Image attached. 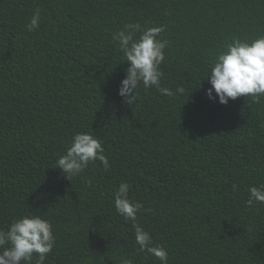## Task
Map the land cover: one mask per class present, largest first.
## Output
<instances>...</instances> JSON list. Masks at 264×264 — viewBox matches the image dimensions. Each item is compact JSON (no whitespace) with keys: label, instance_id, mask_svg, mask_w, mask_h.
<instances>
[{"label":"trees","instance_id":"16d2710c","mask_svg":"<svg viewBox=\"0 0 264 264\" xmlns=\"http://www.w3.org/2000/svg\"><path fill=\"white\" fill-rule=\"evenodd\" d=\"M128 24L163 26L172 96L143 84L131 104L118 95L129 65L113 34ZM262 35L264 0H0V230L49 220L44 264H161L115 210L126 182L167 264H264V203L247 204L264 185V96L205 94L216 53ZM77 132L102 142L110 167L69 180L56 161Z\"/></svg>","mask_w":264,"mask_h":264},{"label":"clouds","instance_id":"9594fccd","mask_svg":"<svg viewBox=\"0 0 264 264\" xmlns=\"http://www.w3.org/2000/svg\"><path fill=\"white\" fill-rule=\"evenodd\" d=\"M39 21L40 12L37 9L27 30L37 28ZM163 30V26H151L141 31L139 24H128L113 34V39L119 42V48L129 65L118 87V95L129 104L141 84L145 88L155 86L163 95H173L171 89L160 87L163 75L160 65L164 60V49L168 46L167 40L158 38ZM137 31L140 32L138 38L134 35ZM205 76L211 85L205 90L209 100L227 104L229 98L251 96L258 99L264 96V35L251 41L234 36L231 43L216 53ZM177 91L182 93L184 90L178 88ZM104 151L102 142L91 133H74L65 153L58 157L56 168L62 170L69 180L81 174L90 162L96 160L107 170L110 164ZM129 189L130 185L126 182H121L116 189L113 200L116 212L126 221L133 222L139 251L150 253L161 264H167V251L154 245L149 232L136 223V214L142 205L129 198ZM255 203H264V185L250 187L247 204L252 207ZM55 241L49 220L40 215H22L14 219L7 230H0V264H31L34 254L37 257L36 264H44ZM120 264H133V260L121 257Z\"/></svg>","mask_w":264,"mask_h":264}]
</instances>
